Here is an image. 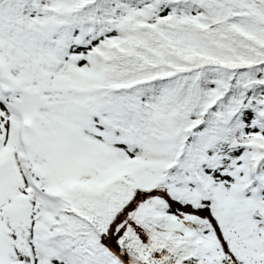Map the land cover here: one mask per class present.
I'll list each match as a JSON object with an SVG mask.
<instances>
[{
	"label": "snow or ice",
	"instance_id": "6c2138e0",
	"mask_svg": "<svg viewBox=\"0 0 264 264\" xmlns=\"http://www.w3.org/2000/svg\"><path fill=\"white\" fill-rule=\"evenodd\" d=\"M0 264H264V0H0Z\"/></svg>",
	"mask_w": 264,
	"mask_h": 264
}]
</instances>
